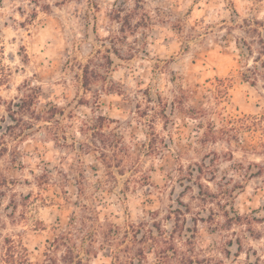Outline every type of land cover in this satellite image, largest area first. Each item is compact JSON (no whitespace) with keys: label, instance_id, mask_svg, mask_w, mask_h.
Wrapping results in <instances>:
<instances>
[{"label":"rangeland","instance_id":"1","mask_svg":"<svg viewBox=\"0 0 264 264\" xmlns=\"http://www.w3.org/2000/svg\"><path fill=\"white\" fill-rule=\"evenodd\" d=\"M259 31L264 0H0V264H264Z\"/></svg>","mask_w":264,"mask_h":264},{"label":"trees","instance_id":"2","mask_svg":"<svg viewBox=\"0 0 264 264\" xmlns=\"http://www.w3.org/2000/svg\"><path fill=\"white\" fill-rule=\"evenodd\" d=\"M258 30V29H257ZM259 34H260V37H259V41H258V43L260 44V50H259V56L258 57H256V62H259V61H261L262 59V65H261V68H263L264 69V33H263V31H259ZM248 50H249V54L251 55L252 53H253V49H252V47H249L248 48ZM243 54H245V53H243ZM83 70H84V74H83V83H84V86L87 88V89H89V86H90V84H91V80H93V79H95L96 77L95 76H99V74H97V75H94V71L93 70H90V66H89V64H87V65H85L84 66V68H83ZM83 103V102H82ZM51 106H53V107H51L50 109H49V111H47V113L49 114L48 115V117L45 119L46 121H49V122H52L53 121V118H54V114H56L55 112L57 111L56 109H57V107H56V105H51ZM51 115H53V116H51ZM39 116V115H38ZM44 117L42 116L41 118H40V116L39 117H36V119H43ZM109 120V121H114V119H111V118H106V117H104V116H99L98 117V122L99 121H101V120ZM100 127V126H99ZM98 128V127H97ZM117 158V162H119L120 163V161H122V158L121 159H118V157H116ZM113 162H115V161H113ZM111 164V163H110ZM109 166H111V165H109ZM203 169L201 168V171H199V174L200 175H197V177L198 176H201V174H203V172L204 171H202ZM201 188H202V185L200 186ZM203 191V188L200 190V192H202ZM202 195H203V193H201ZM202 201H206V198L205 197H201L200 198ZM228 213H226V216L227 217H229V211H227ZM238 216V215H237ZM230 220H232L233 221V219H230Z\"/></svg>","mask_w":264,"mask_h":264}]
</instances>
